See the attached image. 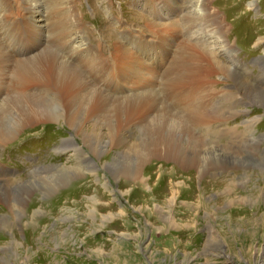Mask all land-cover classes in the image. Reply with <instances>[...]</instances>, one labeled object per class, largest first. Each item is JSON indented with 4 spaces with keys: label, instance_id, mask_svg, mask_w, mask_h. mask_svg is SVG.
<instances>
[{
    "label": "rangeland",
    "instance_id": "1",
    "mask_svg": "<svg viewBox=\"0 0 264 264\" xmlns=\"http://www.w3.org/2000/svg\"><path fill=\"white\" fill-rule=\"evenodd\" d=\"M210 1L0 0V264H264V0Z\"/></svg>",
    "mask_w": 264,
    "mask_h": 264
},
{
    "label": "bare ground",
    "instance_id": "2",
    "mask_svg": "<svg viewBox=\"0 0 264 264\" xmlns=\"http://www.w3.org/2000/svg\"><path fill=\"white\" fill-rule=\"evenodd\" d=\"M204 1L205 0H186V2H185L186 11H183L182 17L184 16L183 20H187V21L191 22V25L188 28V34H189L190 39L193 42L198 43L201 47H203V49H209V48L214 49L217 47L216 44L219 41L217 40L218 37L215 35V32L209 26L210 24H208L207 22H203V18L205 16L203 15V11L200 8V4ZM221 1L222 0H211L210 3L220 4ZM37 7H39V4H37ZM155 98H156V96H155V94H153L152 99H155ZM144 99L145 98H142L141 101L144 102ZM187 114H188V117H187L188 120L187 121L190 120V122L194 126V128L202 125V123L205 119V117L201 116V114L198 112H196L194 114H189V113H187ZM190 130L191 129L188 127L183 128V132L190 131ZM190 132H192V131H190ZM5 141H8V140L5 139ZM61 146L64 149V151L65 150L77 151V148L75 147L73 141H70L69 139L65 140L63 142V145H61ZM213 154H214V156H213L214 158H218L220 161L224 160V158L221 155H219L215 152H213ZM79 157H80L79 162L84 160V162H86L87 166L90 164L86 161V159H88V158H86L84 155H83V157H82V155H79ZM25 187L26 186L16 187L15 189L9 188V190L12 191V193L13 192H15V193L19 192V194L21 195L19 189H21V191H25ZM0 193L7 195V193L5 192V188H3L1 185H0Z\"/></svg>",
    "mask_w": 264,
    "mask_h": 264
}]
</instances>
